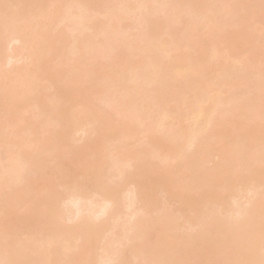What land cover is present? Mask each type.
<instances>
[{
    "label": "bare ground",
    "instance_id": "obj_1",
    "mask_svg": "<svg viewBox=\"0 0 264 264\" xmlns=\"http://www.w3.org/2000/svg\"><path fill=\"white\" fill-rule=\"evenodd\" d=\"M0 264H264V0H0Z\"/></svg>",
    "mask_w": 264,
    "mask_h": 264
}]
</instances>
